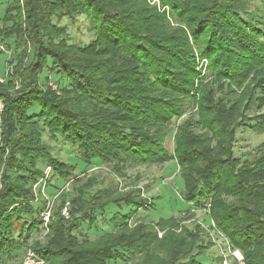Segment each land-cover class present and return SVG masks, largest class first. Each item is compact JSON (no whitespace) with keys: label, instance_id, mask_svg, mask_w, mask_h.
Wrapping results in <instances>:
<instances>
[{"label":"trees","instance_id":"1","mask_svg":"<svg viewBox=\"0 0 264 264\" xmlns=\"http://www.w3.org/2000/svg\"><path fill=\"white\" fill-rule=\"evenodd\" d=\"M81 16L94 36L71 43L61 22ZM0 42L13 68L0 84L1 264L41 228L45 202L31 189L46 168V193L71 183L73 199L32 244L44 264H201L210 243L199 227L173 228L207 206L245 263L264 264V142L234 155L239 132L264 134V0H9ZM45 132L83 169L54 156ZM171 161L190 208L153 224L169 228L161 240L137 217L154 199L80 178ZM100 219L107 230L88 240Z\"/></svg>","mask_w":264,"mask_h":264},{"label":"rangeland","instance_id":"2","mask_svg":"<svg viewBox=\"0 0 264 264\" xmlns=\"http://www.w3.org/2000/svg\"><path fill=\"white\" fill-rule=\"evenodd\" d=\"M8 3L9 0H0V18L2 17L3 10L8 5ZM61 25L67 27V33L71 43L86 44L90 42L94 36L92 25L87 22L85 17H78L75 23L64 19L61 22ZM10 54L11 53L8 50H6V52H0V84L5 83V77L13 70L12 65L9 63L11 58ZM50 86L53 88L52 83H50ZM18 89L19 84L13 89V91L11 90V92L13 93ZM189 112L190 111L188 110L185 116H188ZM237 138L238 143L234 148V155L244 159H250L254 154L256 147L264 142V134H259L258 132L252 130H243L239 132ZM43 140L45 143L51 146V153L54 156H58L62 161L68 163L71 166L77 165V168H80L81 170L83 169L76 152L70 146H61L60 144L55 146V144L49 140V135L47 132L43 134ZM66 148H71L72 153H70V150L67 151ZM168 149H171V144H169ZM124 176L125 177H120L117 174L111 173L107 167L99 166L95 167L94 169L92 168L80 178H82V183L88 184L89 181L95 182V184H97V188L115 190L118 193H124L135 189L140 191V195H142L144 198L154 199V207L152 209L139 211L137 217H139V220L144 221L145 224H152L151 228L153 232L156 234L157 238L161 240L162 236H164L169 228H164V230H161L158 226L153 224H156V222L160 219H168L173 216L178 218V214L185 212L190 208L179 197V193L182 189V183L178 177V167L176 163L171 161L162 166L148 165L145 167H133L126 170V172H124ZM38 182L39 181H37L31 189L34 199H37L38 203L40 201L45 202L46 198L51 199L52 197L49 196L50 192L47 191L46 193V189L45 192L41 191L42 188L37 185ZM68 184V189L63 191L59 198L52 204V211L48 220V224L52 220L53 214L60 202V215L62 207L65 206V203H68L69 214L73 193L71 183ZM179 220L180 221L178 225L174 226L173 228L175 233H180L183 226H188L189 228L199 227L203 235L201 236L202 239L204 238L206 242L210 243L207 244L208 248L206 249L205 253L197 259L201 264H221V261L229 256L227 251L229 247L227 246L228 248H226L225 240L229 245L230 242L220 236L221 233L216 228V226V230L214 229L213 225L210 226V222L212 221L211 209L195 210L192 212V214L190 213L189 215L180 217ZM134 222L135 221L129 223V229L134 227ZM99 224L100 231H86V238L88 240H94L102 234L103 230H107L105 229V223L103 219L99 220ZM215 224L216 223H214V225ZM48 235L49 231L47 230V227L44 228L41 223V228L31 235L30 240L27 242L28 246L25 248V250H33V242H46ZM25 250H23V253H20L19 257L16 258L19 259V261L9 262V264H20Z\"/></svg>","mask_w":264,"mask_h":264},{"label":"built area","instance_id":"3","mask_svg":"<svg viewBox=\"0 0 264 264\" xmlns=\"http://www.w3.org/2000/svg\"><path fill=\"white\" fill-rule=\"evenodd\" d=\"M0 52H6V48L5 46L0 42ZM3 104L0 102V126H1V114H2V109H3ZM94 169V168H93ZM50 176V169L46 168L44 173H43V177L39 180L38 182V186H40L42 188L41 191L45 192V187L47 186V180ZM68 185L66 184L65 187H63V189H61V191H59L58 193H56L55 195L51 196V199H47L45 201V206L43 207L40 217H41V223L42 226L44 228L47 227L48 225V220L50 218V214L52 211V204L59 198L60 194L65 191L66 189H68ZM34 203H37V199L33 200ZM209 206H207V208L205 210H208ZM61 215L67 219L69 214H68V203H65V206L62 207V211H61ZM213 225L214 229H215V225L213 223V221L210 222V226ZM216 230V229H215ZM220 236L222 238L227 239L225 236H223L222 234H220ZM226 244V248H228V254L229 256L227 258H224L223 261H221V264H246L242 254L238 251V250H233L230 245L228 244V242L225 240ZM228 246V247H227ZM21 263L20 264H44L43 260L41 258H38V256H36L35 252H33V250L27 249L25 250L22 259H21Z\"/></svg>","mask_w":264,"mask_h":264},{"label":"crops","instance_id":"4","mask_svg":"<svg viewBox=\"0 0 264 264\" xmlns=\"http://www.w3.org/2000/svg\"><path fill=\"white\" fill-rule=\"evenodd\" d=\"M189 207V206H188Z\"/></svg>","mask_w":264,"mask_h":264}]
</instances>
